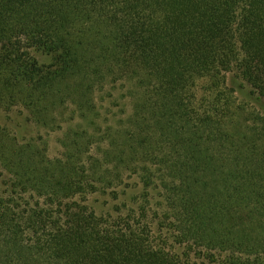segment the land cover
<instances>
[{
	"label": "trees",
	"instance_id": "1",
	"mask_svg": "<svg viewBox=\"0 0 264 264\" xmlns=\"http://www.w3.org/2000/svg\"><path fill=\"white\" fill-rule=\"evenodd\" d=\"M242 87L264 102V0H0V111L42 131L0 129V264H264Z\"/></svg>",
	"mask_w": 264,
	"mask_h": 264
},
{
	"label": "rangeland",
	"instance_id": "2",
	"mask_svg": "<svg viewBox=\"0 0 264 264\" xmlns=\"http://www.w3.org/2000/svg\"><path fill=\"white\" fill-rule=\"evenodd\" d=\"M37 56V59L39 62H51L50 58H47L45 55L40 56L38 53L35 54ZM238 95L240 98H246L250 99V106H254L256 109L264 112V102L260 99H257L256 97L248 94L245 88H241L238 90ZM244 96V97H243ZM0 129H2L4 132L10 133L14 136H16L18 139L23 137H29L34 136L38 134V132H41L38 130L35 125H32V123L27 122L25 119L24 113L21 111L19 107H14L9 111L1 110L0 111ZM44 132V131H43ZM48 141H49V155L50 156H57L60 151L59 144L57 142V138L60 135V132H50L45 134ZM2 176L0 175V190H3L6 188V186L1 182ZM132 177L127 178L124 181V185L128 186L126 192L124 195H131L134 193H137L138 185L134 183ZM123 187H120L118 190L121 191ZM115 201L110 200L107 196L104 195H98V194H92L89 198V203L92 204V206L96 210H108L111 208L112 204ZM115 204V203H114ZM113 204V205H114ZM122 204V203H121ZM119 206V204L117 203ZM128 206V205H127Z\"/></svg>",
	"mask_w": 264,
	"mask_h": 264
}]
</instances>
